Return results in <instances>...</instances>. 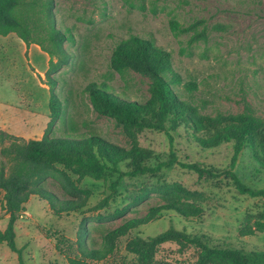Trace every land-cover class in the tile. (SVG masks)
<instances>
[{
  "label": "rangeland",
  "instance_id": "1",
  "mask_svg": "<svg viewBox=\"0 0 264 264\" xmlns=\"http://www.w3.org/2000/svg\"><path fill=\"white\" fill-rule=\"evenodd\" d=\"M57 28L71 38L64 47L70 55L54 76L56 94L63 101L64 114L49 131L51 92L45 73L48 54L39 47L21 46L15 34L0 36V131L17 140L28 142L45 134L63 136L68 133H97L102 138L123 147L130 143L114 120L98 115L92 108L86 88L93 82L107 81L125 98L145 102L150 93V78L135 71L113 72L110 60L120 38L139 35L153 38L173 57V74L180 83L173 87L182 99L191 102L204 115L239 114L248 102L264 117V0H55ZM183 26L202 22L206 38L191 42L192 33L176 34L170 23ZM32 47V48H31ZM41 72L43 76H41ZM193 83L190 91L187 84ZM9 139L5 145L10 144ZM143 147L154 152L151 162L176 163L162 168L156 175L127 176L125 166L112 179L119 181L115 193L112 181L86 179L81 187L91 192L87 206L75 213L55 216L49 205L33 196L18 219L17 246L23 250L25 264H69L65 252L75 249L77 240L101 242L104 233L120 226L125 219L145 216L152 206L164 203L155 193L137 203L146 189L157 185L176 184L204 194L201 219H186L179 214L163 212L159 219L133 231L120 240L115 253L102 264H136V257L126 251L131 238H148L169 228L189 233H208L215 237H230L247 249L264 250V232L239 238L247 214L264 213V198L240 194L229 179L208 180L180 163H198L204 167L229 169L233 158L231 145L203 150L185 136L173 134L172 140L163 132L146 130L140 136ZM4 162L6 158L0 156ZM242 181L253 189L264 188V169L246 151L235 168ZM120 177V178H119ZM58 196L62 190L48 183ZM112 194L110 206L102 211L93 208ZM129 208L124 217H115L116 210ZM8 217L0 201V231ZM59 240L61 249L57 247ZM75 252V251H74ZM175 245H165L157 254L159 264H186ZM0 264H19L18 255L0 244Z\"/></svg>",
  "mask_w": 264,
  "mask_h": 264
},
{
  "label": "trees",
  "instance_id": "2",
  "mask_svg": "<svg viewBox=\"0 0 264 264\" xmlns=\"http://www.w3.org/2000/svg\"><path fill=\"white\" fill-rule=\"evenodd\" d=\"M55 0H0V36L15 34L27 48L37 45L49 56L45 73L46 85L51 92L49 102V131L64 114L63 101L56 94L58 80L55 74L69 64L70 55L64 44L70 41L68 34L57 28ZM202 22L183 26L177 21L170 23L176 34L192 33L191 42L206 38V27L198 30ZM173 57L171 52L158 45L153 38L130 35L120 38L115 44L110 60L113 72L122 74L131 70L150 78L149 97L145 102L125 98L114 91L105 80L93 82L86 91L93 110L100 116L110 118L122 129L130 143L126 148L110 142L97 133H68L63 136L45 134L41 139L22 142L14 136L0 131V201L7 214L8 224L0 231V244H5L18 255L19 264H25L23 250L17 246L15 225L33 196L46 202L55 216H63L84 209L91 192L81 184L86 179L112 181L110 191L115 193L119 181L113 182L118 174L131 177L156 175L162 168L176 163L172 155L169 162L152 166L154 152L140 143L146 130L166 133L172 140L173 134L185 136L203 150L231 145L233 158L230 168L220 170L204 167L198 163H180L194 171L200 178L208 180L229 179L242 195L264 198V188L253 189L246 185L236 173L239 158L249 151L255 163L264 169V117L259 116L248 102L239 114L204 115L191 102L184 100L173 85L180 83L177 75L172 80ZM190 91L193 83L187 84ZM11 139L10 144L5 145ZM119 177V178H120ZM53 182L63 192L60 197L48 187ZM150 193L160 196L164 203L152 206L142 217L127 218L112 230H107L101 242L86 241V231L77 240V246L65 252L69 264H102L112 256L119 242L130 234L159 219L163 212H175L191 219H201L202 205L206 197L197 190L180 185L163 184L144 190L137 203L145 201ZM112 194L97 204L93 211H102L110 206ZM129 208L116 210L115 217H124ZM257 231L264 232V213L247 214L239 238L253 237ZM63 240L57 247L61 249ZM165 245H175L179 254L189 256L186 264H264V250L247 249L235 244L230 237H215L208 233H189L186 230L169 228L148 237L131 238L126 251L136 257V264H159L157 254ZM75 251V252H74Z\"/></svg>",
  "mask_w": 264,
  "mask_h": 264
},
{
  "label": "crops",
  "instance_id": "3",
  "mask_svg": "<svg viewBox=\"0 0 264 264\" xmlns=\"http://www.w3.org/2000/svg\"><path fill=\"white\" fill-rule=\"evenodd\" d=\"M11 36V34L9 35V36H7V37H10ZM22 41V40H21ZM21 46H23V47H25V48H27V46L25 45V43L24 42H21ZM32 47H38L37 45H31ZM31 47V48H32ZM28 49V48H27ZM41 76H43V73L41 72V74H40Z\"/></svg>",
  "mask_w": 264,
  "mask_h": 264
}]
</instances>
